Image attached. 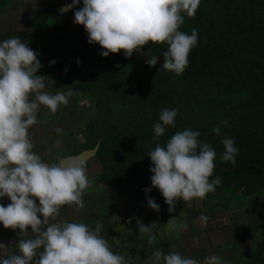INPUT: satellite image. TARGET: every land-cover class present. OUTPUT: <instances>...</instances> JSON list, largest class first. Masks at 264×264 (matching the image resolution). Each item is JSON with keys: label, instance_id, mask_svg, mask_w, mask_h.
<instances>
[{"label": "trees", "instance_id": "obj_1", "mask_svg": "<svg viewBox=\"0 0 264 264\" xmlns=\"http://www.w3.org/2000/svg\"><path fill=\"white\" fill-rule=\"evenodd\" d=\"M83 6L80 1L73 8ZM57 13L50 5L32 18L35 32L47 36L38 43L37 75L66 77L74 96L92 98L97 109L93 118L79 122L81 141L60 158L99 144L100 182L144 191L155 188L150 151L187 128L199 131V139L217 153L210 181L219 176L221 184L207 195L225 193L238 203L264 198V0H200L194 17L182 13L180 30L196 29L198 43L179 75L161 69L167 43L150 41L143 54L130 58L123 50L104 57L98 43L88 42L85 26L74 23L75 15L60 22L53 17ZM68 26L65 35H51ZM149 52L160 56L154 67L146 63ZM166 108L178 110L176 126L153 139V125ZM217 126L219 135L213 131ZM225 137L239 149L234 165L221 159ZM254 242L240 264H264V235Z\"/></svg>", "mask_w": 264, "mask_h": 264}, {"label": "clouds", "instance_id": "obj_2", "mask_svg": "<svg viewBox=\"0 0 264 264\" xmlns=\"http://www.w3.org/2000/svg\"><path fill=\"white\" fill-rule=\"evenodd\" d=\"M79 3L74 0L67 10ZM199 4L200 0H84V6L75 11L74 23L85 26L88 42L98 43L104 57L123 50L125 57L130 58L134 52L143 54L142 46L150 41L167 43L161 69L179 75L188 66L189 53L198 43L196 29L191 34L180 30L184 23L182 13L194 17ZM38 55L20 36L0 42V198L7 196L11 200L7 206L0 203V223L5 229L21 230L18 253H11L9 245L0 243V264H128L124 255L115 253L102 237V223L97 222L93 228L83 222L56 220L61 206H84L83 197L92 181L84 159L48 164L33 151L29 129L38 122L40 106L54 114L60 105L67 106L74 95L71 89L56 94L45 91L46 77L37 75L42 67ZM148 55L146 63L156 66L160 56L150 52ZM177 113V109L167 108L161 112L160 122L153 125V139L163 136L167 126L175 128ZM221 123L226 126L228 121ZM55 131L62 134L64 130L56 127ZM213 131L219 135L220 127ZM200 136L199 131L186 128L167 140L166 146L157 144L148 154L154 165L150 168L154 173L152 185L162 193L170 213L176 210L179 200L203 199L221 184L219 176L210 181L217 153ZM222 143L225 151L221 159L234 165L239 151L234 139L225 137ZM151 190L146 188L145 192ZM148 206L157 212L161 207L153 198L148 199ZM135 219L139 233L147 234L148 243L153 244L156 237L151 230L157 223L146 225ZM208 219L201 213L197 222L206 225ZM29 226L35 237L25 239ZM187 227L176 217L166 223V230L177 235ZM153 258L154 264H198L194 258L179 252L165 253L163 248H156ZM204 264L224 261L212 255L205 258Z\"/></svg>", "mask_w": 264, "mask_h": 264}, {"label": "rangeland", "instance_id": "obj_3", "mask_svg": "<svg viewBox=\"0 0 264 264\" xmlns=\"http://www.w3.org/2000/svg\"><path fill=\"white\" fill-rule=\"evenodd\" d=\"M73 2L74 0H0V42L8 38L20 36L22 40L28 42V46L31 49L37 52L38 43L40 44L47 36L35 32L36 30H34L35 27L32 18H35L34 16L41 9L52 5L56 7L59 12L53 14V17L57 21L63 22L73 16L76 10L82 8L79 7L78 9H74L72 7L67 10V6L73 4ZM61 9H63V11H61ZM69 28L68 26V28L53 29L51 35L63 36L67 33ZM45 77V91H48L50 94H56L58 92L67 93L71 88V81L66 77ZM42 106L43 105H41L40 108ZM46 110L49 115L42 118L38 115L37 124L33 125L32 128L29 129V132L34 145L33 151L41 156L43 162L52 164L62 158H60L62 154L59 150L68 152L73 143L81 141V139L76 136L77 126L79 122L93 118L97 114V109L92 98H78L73 95L69 98L68 105H60L56 113H51L50 109L47 107ZM56 127L62 128L64 130L63 133L57 134L55 131ZM86 169L92 184L91 187L85 191L83 197L84 206L79 207L74 204L63 205L60 208V215L56 220L83 223L86 221L88 224H93L92 220H79L81 218H77L78 213L75 212L78 211L85 215H99L102 218L103 226L106 225L109 227V221L111 220L115 223V227L118 226L117 229L120 232L121 230L119 229H122V227H120L122 223L128 222L129 218H131L130 213L127 212L126 217H124L123 214L117 211L118 216H115L110 207L115 203V206H117L119 210H124V208H127L129 205L132 206L133 203H135V205L138 204L137 198L133 200V197L130 199L128 197L132 194L135 196L136 191L133 189H123L117 186L105 187V189L102 190L104 185L98 179L101 167L95 156L86 161ZM107 189H110V191H107ZM131 191H134V193ZM113 193L116 196L115 199L118 200L119 203L113 202V200L110 199V194ZM150 193H154L149 198H153L155 202L161 206L160 211L157 212L151 207L146 206L147 212L143 214L141 220L145 223L144 218H147L146 225L157 223L152 228L151 234H153L154 231L156 232L157 239H159V242L156 241V243H160L165 253L173 251V248H175V252H179L184 257L196 259L198 264H204L205 258L212 255L221 257L224 264H240L247 256V253L253 249L255 238L264 235L263 197L252 202L249 199L242 198L241 200L243 203H238L235 199L229 198L225 193H211L206 195L203 199L193 198L187 202L181 199L176 205V210L170 213L169 205L165 202V198L160 190L158 188H152L149 194ZM96 198L98 199L97 201H99L98 203H96ZM101 200L104 202H100ZM36 202L39 206L38 198H36ZM146 202L148 204V201ZM0 203L6 206L11 203V200L9 197L5 196L0 198ZM101 207L102 210L100 209ZM104 208L106 211H103ZM143 211L144 210H142V212ZM201 213L209 218L206 225L197 222ZM172 217H176L178 222H185L188 225L187 229L180 232L179 235H177L176 232L166 230V223ZM40 218L43 219L42 214H40ZM135 218H139V216L134 215L132 221L136 220ZM133 227L138 229V226L135 224H133ZM101 231H106V227ZM109 231L110 230L104 232L103 235L107 238V241H109ZM136 234H138V231ZM28 235H30L29 232L24 238L27 239ZM34 237L35 236L32 238ZM141 238V241L146 240L145 235H142ZM13 241V236L0 234V243L12 246ZM138 241H140V239H138ZM124 242V245H121L122 249L128 250L129 246L125 240ZM144 247L149 249L148 244ZM169 247L172 249L169 250ZM156 248H160V246L155 247L154 251ZM9 251L13 253L12 248ZM38 258L39 257H37V259ZM134 259H137L134 262H144L141 261L142 259L139 252L134 253L133 260Z\"/></svg>", "mask_w": 264, "mask_h": 264}, {"label": "crops", "instance_id": "obj_4", "mask_svg": "<svg viewBox=\"0 0 264 264\" xmlns=\"http://www.w3.org/2000/svg\"><path fill=\"white\" fill-rule=\"evenodd\" d=\"M38 115L41 118L49 115V113L46 110L45 106H42L41 108L38 109ZM59 151L61 153L62 150H59ZM103 187L104 188H102V190L105 189V186H103ZM107 191H110V189H107ZM131 192L134 193V191H131ZM110 193H112V192H110ZM152 194H154V193H150L149 194V192L146 193L145 190L144 191H136L135 196H134V194H132L131 196H128V197H129V199L131 197H133V200H134V198H137L138 199L137 200L138 204L135 205V203H133L132 206L129 205L127 208H124V210H119V208L117 206H115V203H114V205L112 204L111 207H110L111 211H112V213L115 216H118L117 211H119L120 214H123L124 217H126L127 212H129L131 218H133L134 215H136V216H139V219H142L143 218V214L145 212H147L146 206H148V204H147L146 201H148L149 197ZM110 195H111L110 199H112L113 202L119 203V201L115 199L116 196L114 195V193L110 194ZM119 199H121V198H119ZM97 200L98 199L96 198V203L99 202ZM100 202H104V201L101 200ZM100 209L102 210V207ZM121 209H123V208H121ZM142 210H144V211L142 212ZM103 211H106L105 208L103 209ZM75 212L78 213L77 218L80 217L81 219H79V220H81V221H83V220H92L93 224L89 223V225H91L93 228L96 227L97 222L102 223V220H101L102 218L99 215H95L94 214L95 216H93V215H85L84 213H81V212H78V211H75ZM146 219L147 218H144L145 224H147V220ZM109 222H110L109 227L105 225V226H103L102 229H104V227H106V231H104V232H107L108 230H110L109 231L110 236H109V241L108 242H109L110 248H112V250L115 253H119V254L124 255V257H126V259L128 261V264H154V258H153L154 249H155V247H158V246H160V248H162L160 243L157 244L159 242V239H157L155 231L153 232L152 235L156 236L155 243H156V241H158V242L156 244L155 243L149 244L148 243V239H149L148 235L139 233V228L136 229L135 227H133V224L137 225V221L136 220L132 221L131 223H128V222L122 223V225L120 226V227H122V229H119V230H121L120 232L117 229L118 226H116V227L114 226L115 223H113L111 220ZM84 223L88 224V222H86V221ZM20 231H21L20 229L13 230L11 228L6 230L4 228V226H3V224L0 223V234L1 235H7L8 234L9 236H13L14 237V241H13L12 246H9V250L12 248L13 249V253H18L17 244L19 243V240H20V236L18 235V233ZM137 231H138V234H136ZM104 232L101 231V235H102L103 238H105L107 240V238L103 236ZM29 233H30V235H28V238H32L33 236H35V234L31 232L30 226H29ZM132 234H134V235H132ZM137 235H138V239H140V241H138ZM142 235H145V239L146 240L141 241L142 240V238H141ZM124 240L127 242L128 246H129L128 250L122 249L121 245H124V243H125ZM147 244L149 245V249L144 247ZM119 246H120V248H119ZM171 249L172 248L169 247V250H171ZM175 251H176L175 248H173V252H175ZM0 252H1V250H0ZM135 252H139V255H140L141 259H142L141 261H144V262H134V261L137 260V259L133 260V255H134ZM143 254H144V256H143ZM161 264H163V261H161Z\"/></svg>", "mask_w": 264, "mask_h": 264}, {"label": "water", "instance_id": "obj_5", "mask_svg": "<svg viewBox=\"0 0 264 264\" xmlns=\"http://www.w3.org/2000/svg\"><path fill=\"white\" fill-rule=\"evenodd\" d=\"M98 148H99V144H97L94 148L84 149V150H82L81 152H79L77 154L64 156L60 160H62V159H70V158H78V159H84L85 162H86L88 159L96 156Z\"/></svg>", "mask_w": 264, "mask_h": 264}]
</instances>
